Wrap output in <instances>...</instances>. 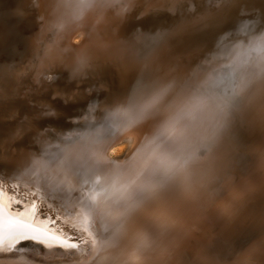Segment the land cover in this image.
Here are the masks:
<instances>
[{"label":"bare ground","instance_id":"1","mask_svg":"<svg viewBox=\"0 0 264 264\" xmlns=\"http://www.w3.org/2000/svg\"><path fill=\"white\" fill-rule=\"evenodd\" d=\"M211 1L216 4L129 0L130 11L118 17L117 5L98 0L74 23L76 0H0V174L34 167L51 180L52 194L63 204V223L86 242L80 264H244L251 255L264 258V79H251L235 94L222 95L213 88L220 62L242 64L247 57L228 52L231 44L219 48V40L229 36H214L216 24L203 28L197 23L201 16L226 13L237 17L233 27L243 21L235 0V6L232 0ZM238 1L254 7L259 31L257 9H264V0ZM186 6L192 13L181 17ZM164 12L181 15L159 23L156 16ZM133 17L145 21L134 22ZM61 19L65 28L57 32L51 23ZM157 32L169 35L153 43ZM81 55L90 59L92 69L74 76ZM48 75L55 76L52 82L62 78L71 90L95 75L103 89L97 106L78 109L88 116L84 134L66 146L60 142L63 132H53L60 133L57 118H49L53 131L45 130V108L60 105V100L49 99L54 91L43 92ZM141 80L155 84L137 89ZM170 81L167 95L141 118L107 128L113 114L129 107L134 91L143 102ZM198 90L206 95L168 137V154L146 153L147 140L178 108L191 107ZM17 91L23 105L12 99ZM99 119L102 126H95L103 140L94 145L98 130L93 125ZM94 151L98 179L85 175ZM168 168L164 187L141 203L130 208L116 203L124 185L139 186ZM27 255L10 259L11 253H0V264H73L70 256L28 260Z\"/></svg>","mask_w":264,"mask_h":264},{"label":"snow or ice","instance_id":"2","mask_svg":"<svg viewBox=\"0 0 264 264\" xmlns=\"http://www.w3.org/2000/svg\"><path fill=\"white\" fill-rule=\"evenodd\" d=\"M97 3L98 0H76L75 11L71 17L72 22L81 21L87 11L93 9ZM103 3L106 6L117 5L118 17H124L130 11L129 0H103ZM247 10V5L237 6L238 13L247 12ZM167 11H174V8H168ZM236 18L231 13H226L215 18L201 16L197 21L203 28L216 24L214 36L228 33L231 47L225 49L234 53L236 57L241 55L247 57L242 64L225 63L223 65L228 69L227 74L215 80L213 84V88L218 89L222 95H227L229 92L235 94L239 88L246 87L251 79H264V9L261 10L259 31L255 28L254 19L243 20L239 27H233ZM51 28L57 32L63 31L65 21L61 19L59 22L51 23ZM152 35L153 43H159L163 42L169 34L157 32ZM91 69L90 59L86 55H81L72 69V74L83 76ZM46 79L54 80L55 76L48 75ZM173 83L170 81L156 87L150 97L143 102H138L134 91L129 100V107L113 114L112 119L106 122L107 128L114 129L141 118L167 95ZM152 84H155V81L145 84L141 80L137 83V89L147 88ZM205 95L206 92L202 90L194 92L191 97L193 102L191 107L185 105L178 108L174 116L166 120L156 134L147 140L144 146L145 152L158 153L161 157L166 156L171 147L167 144L168 137L178 124L193 114L196 104ZM107 128L104 126L103 132ZM102 140L103 134L98 130L93 143L96 145ZM91 159L92 163L88 166L85 175L87 178L95 176L98 179L99 163L95 151ZM170 171L171 169L168 168L162 173H153L145 183L136 187L124 185L116 198V203H123L128 208L138 205L151 193L164 187ZM84 183H87V179ZM53 192L51 180L46 176H40L34 167L18 174H0V253H11L10 259H15L16 254L28 253L26 257L28 260H32L34 256L48 254L57 257L70 256L73 258V264H80L82 257L86 255V252L82 251V245L86 242L78 238L77 233L63 223L64 217L60 214L63 204L57 202Z\"/></svg>","mask_w":264,"mask_h":264},{"label":"rangeland","instance_id":"3","mask_svg":"<svg viewBox=\"0 0 264 264\" xmlns=\"http://www.w3.org/2000/svg\"><path fill=\"white\" fill-rule=\"evenodd\" d=\"M195 1V0H194ZM197 1V3H199V4H203L202 6H206V5H208L209 4V2H210V4H213V5H215L216 3L214 2V1H211V0H196ZM204 1V3H201V2H203ZM208 1V2H207ZM238 0H235V2L237 3H235L236 4V6H239L240 4L241 5H244V2L243 3H241V1H238L239 2V4H238V2H237ZM213 2V3H212ZM232 6L234 5V0H232ZM185 4L183 3V5H182V7L184 6ZM249 5V4H248ZM247 5V6H248ZM259 6L261 5L260 3L258 4ZM235 6V5H234ZM262 6V5H261ZM263 6H264V2H263ZM185 8H187V6L185 7ZM248 8H250V9H248L252 14H253V12L255 13V10L253 9L254 7H252V5L250 4L249 5V7ZM260 9H262L261 7H260ZM186 10H188V8L186 9ZM186 10H185V12H183L182 13V15H181V17H188V15H190L192 12L190 11V10H188L187 12H186ZM236 10H237V8H236ZM258 11H260V13H261V10H259V9H257ZM249 11H247V13H248V15H247V13L245 14V12H241L242 14H240V16L242 17L243 16V19L242 20H247V19H249V17L251 18V19H257V20H259L256 16H254V14H253V16H252V14H250L249 15ZM156 13H158V12H156ZM189 13V14H188ZM186 14V15H185ZM244 14V15H243ZM179 17H180V15L179 14H177ZM169 16V14L167 13V12H164V13H161L160 15H158V16H156L157 17V20H158V22L160 23V22H165L166 23V21L168 22L169 20H173V21H175V20H177V19H179L178 18V16ZM156 17H153V18H156ZM165 17V18H164ZM168 17H169V19H168ZM164 18V19H163ZM132 19H135L134 20V22H140V21H145V19L144 18H142V17H133V18H130V20H132ZM138 19V20H137ZM168 19V20H167ZM175 19V20H174ZM137 20V21H136ZM256 20V22H258ZM128 21H129V19H128ZM228 39H229V37H228ZM228 39H226V40H219L221 43H223V44H220L219 45V48L221 47V46H223V45H225V44H229L230 45V43H228L229 41H227ZM212 48L213 47H211V50H212ZM219 48H218V50H219ZM217 50V51H218ZM226 53H224V54H222L221 53V55H225ZM227 61H225V63H226ZM221 63H222V65H223V63L224 62H220V69L222 70V71H220V69H218V68H216L217 70V73L216 74H218L217 76V78H222V77H224L225 75L224 74H220V73H225V74H227V70L228 69H225V68H223V67H221L222 65H221ZM228 63V62H227ZM226 71H225V70ZM220 71V72H219ZM221 77H220V76ZM89 77V78H88ZM87 78H85L86 80H84L83 81V83H80V84H78L79 85V90L78 89H73V90H71V88H69L68 89V84L61 78V80H57V81H55V82H52V81H50V80H48V79H46L45 80V82H46V85H45V87H44V89H43V92H49V93H51L52 91H54L53 92V94L51 95V96H49V99L50 98H52V99H57V100H60V105H58V106H56L55 108H52V109H49V108H45L46 109V111H45V117L46 118H48V122H47V126L45 127V130H48V131H53V128L51 127V120H49V118L50 117H54V118H57L58 119V121H60V133H58V132H55V131H53L54 133H55V135L56 136H58V135H61V133H62V136L60 137V142L62 143V142H64V145L66 146L67 144H70V141H75V142H77V140H79V139H82V136H83V134H84V130H82L81 128L83 127L82 125H84V124H86V122H87V120H88V116H86V114H83V115H81V114H79V111H78V109H85V110H87V109H89L90 108V106L91 107H94V103H96V102H99L101 99H102V96L101 95H103V93H102V91L101 90H103L101 87L102 86H100V88L98 87L100 84H98V82L96 81V76L94 75V77H93V75L91 76V75H89ZM88 79H90V80H88ZM218 80V79H217ZM88 82V83H86V82ZM95 82H96V84H95ZM65 85H64V84ZM91 85H90V84ZM84 84V85H83ZM87 84H89V85H87ZM95 84V85H94ZM96 86V87H95ZM67 87V88H66ZM82 87V88H81ZM89 87V88H88ZM95 87V88H94ZM99 89H98V88ZM89 89V90H88ZM97 89V90H96ZM105 89V88H104ZM76 90H78V91H76ZM105 91H108V89H105ZM18 92V94L17 95H15V96H13L12 97V99L14 100V101H18V102H20L21 103V105H23L22 103H24V100L22 99V97H21V95L20 94H22V92H20V91H17ZM60 92V93H59ZM109 92V91H108ZM72 93H75L76 94V96H75V94H73V95H71ZM79 93V94H78ZM89 93H91V94H89ZM62 94V96L64 97H62V96H60L59 97V95H61ZM99 94V95H98ZM53 96V97H52ZM94 96V97H93ZM98 96V97H97ZM57 97V98H56ZM59 97V98H58ZM93 97V98H92ZM67 98V99H66ZM52 99H50V100H52ZM61 99H62V101H61ZM64 100V101H63ZM70 101V102H69ZM30 103H33V104H35L36 102L35 101H31ZM78 103H79V105H78ZM80 103H82V104H80ZM91 105H90V104ZM82 105V106H81ZM76 108V109H71V108H74V107ZM78 106V107H77ZM86 106V107H85ZM96 106H97V103H96ZM59 107V108H58ZM63 110H62V109ZM72 111H70V110ZM77 111V112H76ZM71 114V115H70ZM73 115H75V116H73ZM80 115H81V117H80ZM62 116V117H61ZM83 116V117H82ZM73 117H77V119H72ZM82 118H84V119H82ZM85 118H87V119H85ZM6 120V119H5ZM102 119H99L98 120V122H96V124H95V122H94V125L93 126H99V127H101L102 126V124H100L99 122L101 121ZM77 121V122H76ZM50 122V123H49ZM77 123V124H76ZM98 123V124H97ZM93 127V129H95V130H98L97 129V127ZM56 130H59V129H56ZM73 131V132H72ZM69 134V135H68ZM73 137V138H72ZM69 141V142H68ZM261 237V238H260ZM263 238V236L262 235H260V236H257V237H255V239H257V240H259V239H262ZM248 260H250L249 262H247V263H244V264H258L259 262H256V261H260V263L259 264H264L263 262H264V258L263 257H260V256H256V255H251L250 257H249V259ZM254 261V262H253Z\"/></svg>","mask_w":264,"mask_h":264}]
</instances>
